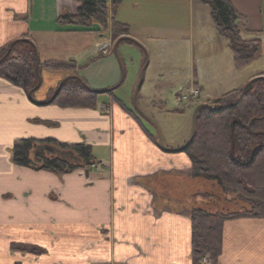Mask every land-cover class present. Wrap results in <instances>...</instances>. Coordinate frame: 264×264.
<instances>
[{
	"label": "crops",
	"instance_id": "obj_1",
	"mask_svg": "<svg viewBox=\"0 0 264 264\" xmlns=\"http://www.w3.org/2000/svg\"><path fill=\"white\" fill-rule=\"evenodd\" d=\"M163 1H189L197 32L206 41L192 48L218 47L227 64L232 61L228 42L218 35L209 10L198 0H122L118 15L131 26L132 39L144 45L134 32L168 28L148 9ZM232 2L247 17L245 36L264 41V33H257L264 25V0ZM79 6L77 0H0V48L29 36L41 61H78L77 50L92 52L91 61L96 59L97 45L110 40L107 31H98L97 25L72 28L58 22L62 8L76 12ZM210 65V72L199 71L193 78L202 100L264 75V54L232 72L228 82L229 74L215 58ZM64 75L42 71L33 94L37 103L23 88L0 77V264H192V209L246 210L249 201L241 202L236 192H218L219 186L195 176L187 152L165 151L119 104L103 100L97 108L41 104L48 102ZM221 86L228 88L218 90ZM181 134L169 147L187 141L188 132ZM19 138L90 144L103 166L65 175L19 166L11 152ZM215 191L222 201L213 197ZM12 242L37 244L47 253L13 252ZM219 264H264V217L225 222Z\"/></svg>",
	"mask_w": 264,
	"mask_h": 264
},
{
	"label": "trees",
	"instance_id": "obj_2",
	"mask_svg": "<svg viewBox=\"0 0 264 264\" xmlns=\"http://www.w3.org/2000/svg\"><path fill=\"white\" fill-rule=\"evenodd\" d=\"M77 1L80 6L76 12L62 8L59 24L88 29L97 25L98 31H107L115 43L121 39L119 46L122 43L139 44L129 36L130 25L118 17L122 0H112L111 4L105 0ZM198 1L208 6L218 35L228 42L235 69L241 70L263 56L264 41L259 37L245 36L249 31L247 17L232 0ZM261 12L264 18V2ZM257 33H264V25ZM11 44L0 48V77L29 93L32 89H39V77L43 70L64 73L61 80L67 79L54 97L58 86L52 90L47 104L97 108L104 105L100 103L101 94H108L109 102L119 104L160 146L156 128L139 114L134 104L129 106L114 90L105 93L91 90L80 76V70L102 56L85 65H80L76 59L38 61L35 44L27 36L16 40L11 53L3 58ZM20 46L25 48L20 49ZM111 53H114L113 50ZM202 102L210 106L199 111L195 135L184 149L191 158L192 172L210 180L220 190L236 192L250 204L246 210L192 209V264H219L225 222L245 216L264 217V77L257 78L248 92L239 87ZM215 104L222 107L214 108L212 105ZM175 111L182 113V110ZM11 152L15 164L57 175L70 174L79 169L88 171L98 162L92 145L66 143L54 138H19L15 140ZM10 249L34 255L47 253L46 248L26 242H12Z\"/></svg>",
	"mask_w": 264,
	"mask_h": 264
},
{
	"label": "rangeland",
	"instance_id": "obj_3",
	"mask_svg": "<svg viewBox=\"0 0 264 264\" xmlns=\"http://www.w3.org/2000/svg\"><path fill=\"white\" fill-rule=\"evenodd\" d=\"M204 7L208 9L207 5ZM148 9L152 11V16L156 15L162 19L168 28L163 32L155 33L134 32L145 42L144 45L122 43L118 47L125 70L124 77L117 56L111 53L115 44L112 37L109 38L110 52L105 55L97 50V57H102L94 62L91 61L94 58L92 52L77 50L74 54L81 65L92 62L89 67L79 72L91 89L101 90L116 87L114 89L116 95L129 106H133L134 93L144 69L143 83L138 94L139 105L159 123L165 143L168 146H174L181 139V133L188 132L190 135L194 109L197 104L203 101L201 92L196 99L182 101L178 99V94L192 86H197L196 80L193 78L199 71L200 73L201 71L202 73L210 72V63L214 58L220 64L219 68L222 72L229 74L226 82L231 80L232 72H236L237 69H235L229 47L227 51L231 55L232 61L229 60L228 64L222 50L218 47L192 48L193 44L198 46V42L206 41L205 37L199 36L197 32L192 12H190L189 1L180 3L163 1L162 5L152 6ZM130 34L134 35L131 26ZM187 35L190 38L185 37ZM257 63H262V60ZM227 86H221L218 90H224V88H228ZM100 99L108 102L109 96L101 94ZM176 109L182 110V113H178L175 111ZM219 191L221 190L219 189ZM218 192H213V197L222 201ZM240 201L243 200L240 198Z\"/></svg>",
	"mask_w": 264,
	"mask_h": 264
},
{
	"label": "water",
	"instance_id": "obj_4",
	"mask_svg": "<svg viewBox=\"0 0 264 264\" xmlns=\"http://www.w3.org/2000/svg\"><path fill=\"white\" fill-rule=\"evenodd\" d=\"M120 42H121V39H119L118 41H116V43L114 44L113 52H114V54L117 56V58H118V60H119V62H120V64H121V66H122V72H123V75H122V76L124 77V75H125V70H124V68H123V64H122V61H121V58H120V56H119V52H118V46H119ZM13 45H14V42L10 45V47H9V49H8V51H7V53L4 55L3 58H5L6 56H8V55L11 53L12 48H13ZM3 58H2V59H3ZM2 59H1V60H2ZM37 60L39 61L38 56H37ZM38 68H39V63H37V68H36L37 72L39 73ZM143 71H144V69H143ZM143 71H142V74H141L140 81H139V83H138V85H137V87H136L135 93H134V99H133L134 107H135V109L139 112V114H140L142 117H144L146 120H148V121H149V122H150V123L156 128L157 133H158V136H159L160 146H161L165 151H168V152L183 151V150L189 145V143L191 142V140L193 139V137H194V135H195L196 122H197V116H198L199 111H200L202 108H205V107L210 106V104H209V103H205V102H203V103H199V104L195 107L194 112H193V116H192L191 132H190V135H189L187 141H186L182 146H180V147H177V148L169 147V146L165 143V140H164V137H163V133H162V130H161V127H160L159 123H158L153 117H151L148 113H146V112L140 107V105H139V102H138V94H139L140 88H141L142 83H143ZM123 77H122V79H123ZM260 77H264V75H261V76L255 77L254 79L250 80V81H249V82L243 87L244 92H248V91H250V90L252 89V87H253V84H254L255 80H256L257 78H260ZM66 79H67V78H65V79L62 80V82L60 83V85H59L57 91L55 92V94L53 95V97L56 96V94L60 91V89H61V87H62V85H63V83L65 82ZM40 84H41V77H39V83H38V86H40ZM89 88H90V87H89ZM115 88H116V87H112V88H106V89L94 90V91H96V92H100V93H105V92H107V91H109V90H114ZM90 89H91V88H90ZM91 90H93V89H91ZM34 91H35V89H32L31 91H29L28 96H29V98H30L32 101L36 102L35 99H34V96H33ZM36 103H37V102H36ZM47 103H48V102H47ZM47 103H41V104H47ZM212 106H213L214 108H221V107H222V105H220V104H215V105H212ZM87 173H88V171H87Z\"/></svg>",
	"mask_w": 264,
	"mask_h": 264
},
{
	"label": "built area",
	"instance_id": "obj_5",
	"mask_svg": "<svg viewBox=\"0 0 264 264\" xmlns=\"http://www.w3.org/2000/svg\"><path fill=\"white\" fill-rule=\"evenodd\" d=\"M111 49V42L110 41H106L103 43H99L97 45V50L102 53L107 55L110 52ZM200 89L196 86H192L190 88H188L187 90H185L184 92H182L178 99L179 100H193L196 99L197 97H199L200 95ZM103 166V162H98L95 167L100 168Z\"/></svg>",
	"mask_w": 264,
	"mask_h": 264
}]
</instances>
